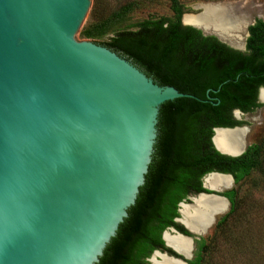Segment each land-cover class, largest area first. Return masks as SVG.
<instances>
[{"label":"water","instance_id":"1","mask_svg":"<svg viewBox=\"0 0 264 264\" xmlns=\"http://www.w3.org/2000/svg\"><path fill=\"white\" fill-rule=\"evenodd\" d=\"M98 1L0 0V264H97L145 182L159 107L192 97L159 86L114 51L81 40ZM237 6L230 8L243 22L236 35L246 38L254 20ZM181 24L246 52L245 42L234 48L184 23V14ZM233 115L241 121L245 113L236 109ZM217 129H245L247 137L248 126L214 128L211 137L222 155L246 151L249 144L234 152L218 148ZM208 175L234 184L230 174L210 172L203 180ZM202 187L210 193L189 197L188 205L192 198L214 196L229 210L222 194L230 187L213 190L204 181ZM182 204L175 222L193 237L170 231L188 240L191 250L202 235L180 222ZM166 232L165 246L183 256L167 245Z\"/></svg>","mask_w":264,"mask_h":264},{"label":"trees","instance_id":"2","mask_svg":"<svg viewBox=\"0 0 264 264\" xmlns=\"http://www.w3.org/2000/svg\"><path fill=\"white\" fill-rule=\"evenodd\" d=\"M173 17L147 19L136 30L116 31L98 44L128 60L159 86H172L192 97L166 101L159 107L157 137L152 161L135 204L119 225L97 264H149L154 250L178 257L165 247L162 232L174 227L192 236L178 218V203L190 191L210 193L200 178L210 172L230 174L235 184L253 170L264 175V140L249 145L239 157L220 154L211 142L214 128L242 126L232 117L234 110L251 113L262 105L258 90L264 88V21L257 19L248 28L246 52L230 48L214 36L183 26L184 8L170 0ZM130 10L122 6L109 19L80 33L85 39L107 35ZM235 204V192L222 194ZM222 218L217 226L222 223ZM189 264H203V239Z\"/></svg>","mask_w":264,"mask_h":264},{"label":"rangeland","instance_id":"3","mask_svg":"<svg viewBox=\"0 0 264 264\" xmlns=\"http://www.w3.org/2000/svg\"><path fill=\"white\" fill-rule=\"evenodd\" d=\"M178 1L184 8V16H201L197 14L203 10L202 6L207 5L206 3L228 2L238 5L250 22L256 19L264 21V0ZM125 5H129L130 10L111 32L99 39L81 40L106 42L116 31L136 30V25L143 20L173 17L170 0H99L96 16L90 26L109 19ZM226 5L230 13L231 5ZM242 34L245 35L244 32ZM244 39L246 38L239 37L238 42L234 41V48L242 49ZM227 43L231 45L228 39ZM259 103L262 105L260 108L240 116V120L250 129L246 138V144L249 145L260 144L264 140V101ZM229 190L235 192L233 211L225 210L223 214L216 216V223L200 238L206 243V248L201 251L203 264H264V175L253 170L250 176L232 185ZM189 209L186 208V211ZM222 218L224 221L217 226Z\"/></svg>","mask_w":264,"mask_h":264},{"label":"bare ground","instance_id":"4","mask_svg":"<svg viewBox=\"0 0 264 264\" xmlns=\"http://www.w3.org/2000/svg\"><path fill=\"white\" fill-rule=\"evenodd\" d=\"M226 6V4H217L213 6L212 4L204 5L202 6L203 12L200 14L201 16L185 15L184 23L198 26L206 32H212L226 42L228 39L231 46L235 47L236 44H234V41L238 42L239 39V35L236 34L243 29V22L239 20L236 21V19L230 15ZM260 100L264 101V92L260 93ZM245 132V129L231 132L217 129L214 132V144L221 150H232V152L241 151L247 145L245 142ZM230 184L231 180L229 177L220 175H209L204 181V185L213 190L226 189ZM226 205L224 199L214 196H199L192 198L190 205H181L182 209L179 210L180 222L189 230L197 232L200 235H205L206 231L215 223V217L225 212ZM186 208H190L189 211H186ZM165 235L168 246L176 249L180 254H184L183 256L186 258H189L190 243H188V240H182L183 238L177 235H175L177 238L167 233ZM156 257H158L160 261H158ZM165 257L157 252L152 255L151 261L155 264H181L177 261L173 262L174 260H168Z\"/></svg>","mask_w":264,"mask_h":264},{"label":"flooded vegetation","instance_id":"5","mask_svg":"<svg viewBox=\"0 0 264 264\" xmlns=\"http://www.w3.org/2000/svg\"><path fill=\"white\" fill-rule=\"evenodd\" d=\"M257 20V19H256ZM256 20H254V22L256 21ZM254 24V23H253ZM248 36H249V34H248ZM248 36L246 37V39H245V48H246V40H247V38H248ZM128 61V60H127ZM257 101L259 102V100H258V95H257ZM252 113V112H251ZM246 114H248V113H245V115ZM243 116V115H242ZM232 117H233V119L235 120V118H234V115H233V112H232ZM237 121V120H236ZM242 122V121H241ZM244 123V122H243ZM243 125H245V123L243 124ZM247 138V137H246ZM246 142V141H245ZM206 174H204L201 178H200V180L202 181V184H203V181H205V179H206V177H208V176H206L205 178H204V180H203V177L205 176ZM233 185H235V182H234V184ZM230 186H231V184H230ZM229 186V187H230ZM199 193H201V192H199ZM198 195V193H196V192H194V191H190L187 195H186V197H185V200H183V201H181V202H184V203H186V204H188L187 202L189 201L190 202V200H189V197H193V196H197ZM226 198V197H225ZM180 202V203H181ZM180 203H178V209H179V204ZM178 209H177V211H178ZM182 209V206L180 207V210ZM178 217H179V214H178ZM181 219V218H180ZM216 221H217V219H216ZM216 221H215V223H216ZM174 222H175V219H174ZM175 223H177V224H179V225H181L180 223H178V222H175ZM182 223V222H181ZM214 223V224H215ZM213 224V225H214ZM182 226V225H181ZM174 229L176 232H178V233H180L178 230H176L174 227H168V228H166L165 230H167V234L168 235H170V236H175V235H177L176 233H172L171 231H170V229ZM185 229V228H184ZM164 230V231H165ZM186 230V229H185ZM163 231V232H164ZM163 232H162V235H163ZM165 233V234H166ZM180 234H182V233H180ZM184 235V234H183ZM191 237H193V236H191ZM202 236H200L198 239H194L193 240V243H192V249L190 250V256H189V258H186V257H184V256H180V255H177L176 253V255L178 256V257H176V258H180V259H182L183 261H185L187 264H189V262L190 261H192L195 257H196V253H197V251H198V248H199V244H198V242L199 241H201V238ZM175 238H177L176 236H175ZM179 238V237H178ZM181 239V238H180ZM164 240H165V242H166V235H164ZM182 240H184V239H182ZM185 242V241H184ZM164 245H165V243H164ZM189 246V245H188ZM166 247V246H165ZM190 247V246H189ZM160 253L161 255H163L164 257H165V255L164 254H162V253H166V254H168L169 256H172V255H170L168 252H166V251H162V250H154L153 252H152V254L148 257V258H146V262L147 263H149V264H155V263H153L152 261H151V258H152V255L154 254V253ZM180 253V252H179ZM182 254V253H181ZM182 255H184V254H182ZM175 257V256H174ZM166 258V257H165ZM156 259L158 260V261H160V259L158 258V257H156ZM166 259H168V258H166ZM168 260H171V259H168ZM171 261H173V260H171ZM173 262H176V261H173Z\"/></svg>","mask_w":264,"mask_h":264}]
</instances>
